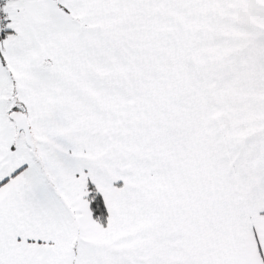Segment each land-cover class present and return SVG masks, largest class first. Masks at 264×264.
Segmentation results:
<instances>
[{
    "label": "snow or ice",
    "instance_id": "obj_1",
    "mask_svg": "<svg viewBox=\"0 0 264 264\" xmlns=\"http://www.w3.org/2000/svg\"><path fill=\"white\" fill-rule=\"evenodd\" d=\"M0 264H264V0H0Z\"/></svg>",
    "mask_w": 264,
    "mask_h": 264
}]
</instances>
